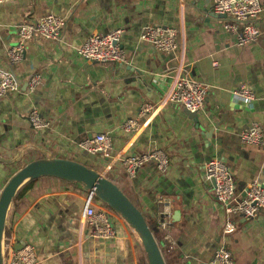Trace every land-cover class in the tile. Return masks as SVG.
<instances>
[{"label":"crops","instance_id":"1","mask_svg":"<svg viewBox=\"0 0 264 264\" xmlns=\"http://www.w3.org/2000/svg\"><path fill=\"white\" fill-rule=\"evenodd\" d=\"M252 20L259 36L244 46L210 17L208 0H14L0 4V67L10 71L16 92L0 98V192L11 176L30 161L75 160L115 183L143 213L166 264H205L221 243L225 216L203 180L204 167L219 158L229 169L238 195L251 183L264 185V147L243 143L238 134L258 124L264 132V0ZM48 14L67 18L61 42L35 38L25 43L23 59L10 65L7 50L17 42L16 27ZM146 25L172 27L184 54L156 50L139 39ZM122 29L126 61L86 63L76 49L92 33ZM181 75L208 85L199 128L185 109L168 103L149 117L145 105L157 106L171 88L177 66ZM41 77L34 92L28 80ZM27 85L24 88V85ZM249 86L255 100L244 106L233 90ZM35 111L52 127L37 132L28 122ZM137 126L126 129V122ZM213 130L210 137L205 133ZM97 133L112 139L108 157L87 154L78 144ZM161 149L170 164L164 173L153 163L129 177L120 164L129 153ZM28 183V182H27ZM12 202L6 220L3 252L30 243L38 264H148L133 230L112 213L116 237L91 236L82 217L86 191L79 184L41 177ZM25 185V186H26ZM23 188V186L21 187ZM20 188V189H21ZM20 191V190H19ZM18 191V193H19ZM169 217L162 227L163 205ZM106 206L97 203L95 208ZM107 208V207H106ZM175 211L180 214L172 219ZM234 264H264V212L239 218L226 240Z\"/></svg>","mask_w":264,"mask_h":264},{"label":"built area","instance_id":"2","mask_svg":"<svg viewBox=\"0 0 264 264\" xmlns=\"http://www.w3.org/2000/svg\"><path fill=\"white\" fill-rule=\"evenodd\" d=\"M14 0H0V4ZM212 3V10L216 14H226L230 20L223 27L227 32L236 35L237 44L244 46L255 42L259 36L258 29L252 20L261 12L259 0H208ZM67 18L59 14H48L37 22H24L16 27L17 42L7 50V59L10 65L18 64L24 55V45L35 38H45L52 42H61ZM123 34L122 29H114L104 34L92 33L84 43L76 49L78 57L86 63H120L126 59L120 45ZM139 39L147 42L156 50L167 54H178L179 62H183L184 54L180 51L177 42V31L172 27L146 25L143 27ZM181 63L177 66L176 73L169 91L159 100L157 106L145 105L141 114L153 116L158 109L168 103L181 105L190 112L198 113L204 107V99L208 90L207 84L199 83L188 76L181 75ZM41 77L33 75L28 80V91L34 92L40 83ZM19 85L14 75L0 67V98L10 92H16ZM233 95L244 106H250L255 100L253 90L247 85H240L233 90ZM29 124L37 131L50 129V121L41 118L37 112L31 111L27 115ZM126 129L137 126L135 120L126 122ZM239 139L246 144L264 147V132L258 124H253L249 129L241 131ZM113 143L106 133H97L93 137L84 139L78 144V149L87 154L108 157ZM153 163L157 172L164 173L170 164L167 155L157 148H152L144 153H129L121 157L120 164L129 177H134L138 170L145 164ZM203 180L211 184L214 181L213 194L220 204L225 220L222 227L221 243L214 251L211 259L205 264H234L233 256L226 240L236 230L239 218L253 219L264 212V185L249 184L244 195L236 192L235 182L227 166L219 159L214 158L206 162ZM100 201L92 191H86L82 217L86 224L91 226V236L101 241H111L116 237L112 213L109 208L98 207ZM102 204V203H101ZM168 204L163 205L161 226H170L166 223L169 217ZM13 244L7 247L4 264H38L36 249L30 243L24 244L21 249L14 250ZM4 255V252H3Z\"/></svg>","mask_w":264,"mask_h":264},{"label":"water","instance_id":"3","mask_svg":"<svg viewBox=\"0 0 264 264\" xmlns=\"http://www.w3.org/2000/svg\"><path fill=\"white\" fill-rule=\"evenodd\" d=\"M203 13L210 17L225 18L226 14H216L203 9ZM116 67L122 64L116 63ZM27 85H24L26 88ZM186 114L199 128V121L196 112L185 109ZM213 130L205 133L210 137ZM41 177H53L68 183L79 184L84 191H92L95 197L107 208L121 217V219L138 236L147 259L148 264H166L162 256L160 245L154 237L145 216L130 200V198L105 175L75 161L65 158H45L28 162L17 170L5 184L0 192V264H4L3 244L4 233L9 208L22 186L29 181L37 180ZM214 184V181H211ZM179 212L175 211L172 219L177 221ZM26 244L22 242L15 247L21 249Z\"/></svg>","mask_w":264,"mask_h":264},{"label":"trees","instance_id":"4","mask_svg":"<svg viewBox=\"0 0 264 264\" xmlns=\"http://www.w3.org/2000/svg\"><path fill=\"white\" fill-rule=\"evenodd\" d=\"M31 182H33V181H29V182L26 183V184H29V183H31ZM26 184H25V185H26ZM25 185L23 186V188L20 189L19 193L17 192V194H16V196H15V198H14L15 200H17V199L19 198V196H21V192H22L24 189L28 188V185H26V186H25ZM13 201H14V200H13Z\"/></svg>","mask_w":264,"mask_h":264},{"label":"rangeland","instance_id":"5","mask_svg":"<svg viewBox=\"0 0 264 264\" xmlns=\"http://www.w3.org/2000/svg\"><path fill=\"white\" fill-rule=\"evenodd\" d=\"M21 167H23V166H21ZM21 167H20V168H21Z\"/></svg>","mask_w":264,"mask_h":264}]
</instances>
